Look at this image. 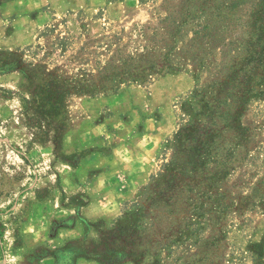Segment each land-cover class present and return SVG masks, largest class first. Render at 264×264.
I'll return each instance as SVG.
<instances>
[{"label":"rangeland","instance_id":"obj_1","mask_svg":"<svg viewBox=\"0 0 264 264\" xmlns=\"http://www.w3.org/2000/svg\"><path fill=\"white\" fill-rule=\"evenodd\" d=\"M199 4L0 0V264H152L154 255L160 264H251L253 245L264 261V96L242 114L248 155L217 191L200 175L160 178L167 142L187 121L182 103L220 78L215 65L242 39L235 25L249 12L233 11L220 34L203 29ZM166 66L175 70L154 74ZM24 74L34 86L70 79L89 90L67 97L51 122L24 111L33 89ZM217 192L228 208L218 217ZM134 204L144 208L134 236L117 237ZM113 245L134 255L107 252Z\"/></svg>","mask_w":264,"mask_h":264},{"label":"trees","instance_id":"obj_2","mask_svg":"<svg viewBox=\"0 0 264 264\" xmlns=\"http://www.w3.org/2000/svg\"><path fill=\"white\" fill-rule=\"evenodd\" d=\"M198 1H200L196 8L198 17H208L203 29L210 26L217 27L220 34L233 11L248 6L249 12L245 20L238 21L235 25L242 31V39H237V42L230 40L226 45L227 51L222 53L224 60L215 65L220 78H214L206 85H196L182 103L181 110L187 121L167 142L172 156L162 165L163 174L160 178L175 179L177 176L200 175L208 184V189L217 191L216 187L224 182L235 170V166L248 155L249 133L242 124V114L251 101L260 100L264 96V0ZM196 60L197 67L201 71L206 64L201 57H197ZM170 70L175 69L172 66L161 67L158 71H154V74H165ZM23 77L27 87L33 88L32 100L23 99L24 111L35 108L51 122L56 121V117L62 114L61 110L67 97L71 94H86L89 90L87 84L81 85L79 80H53L34 86L29 76L24 74ZM141 79L143 77L139 80ZM223 134H229L230 140L226 141ZM259 185H264V181L259 182L257 186ZM223 199L224 196L217 192L216 200L212 201L214 205L216 204L214 211L217 212V217L228 210L227 207L225 209L223 207ZM262 203L264 204V199ZM143 212L144 208L137 204L126 210L117 223L116 227L120 230L117 237L118 235L128 238L134 236ZM178 234L175 243L180 247L184 243L181 237L185 238L189 233L185 231ZM216 241L218 240L212 238V242L200 241V243L206 248ZM106 251L112 252L113 255L123 254L128 258L134 255L132 251L127 253L118 246ZM249 251L257 252L255 259H251V264H264L259 245H253ZM171 254L168 252L167 258ZM154 256L157 258L152 264H160L158 256ZM102 257L103 254H95L93 260L98 261ZM202 261L205 263L207 260L204 257Z\"/></svg>","mask_w":264,"mask_h":264},{"label":"crops","instance_id":"obj_3","mask_svg":"<svg viewBox=\"0 0 264 264\" xmlns=\"http://www.w3.org/2000/svg\"><path fill=\"white\" fill-rule=\"evenodd\" d=\"M118 264H123V263L121 262V263H118Z\"/></svg>","mask_w":264,"mask_h":264}]
</instances>
